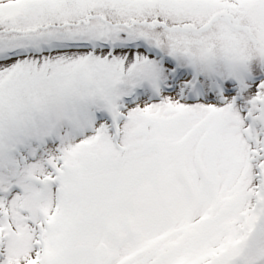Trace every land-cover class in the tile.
Masks as SVG:
<instances>
[{
  "label": "snow or ice",
  "instance_id": "1",
  "mask_svg": "<svg viewBox=\"0 0 264 264\" xmlns=\"http://www.w3.org/2000/svg\"><path fill=\"white\" fill-rule=\"evenodd\" d=\"M0 264H264V0H0Z\"/></svg>",
  "mask_w": 264,
  "mask_h": 264
}]
</instances>
